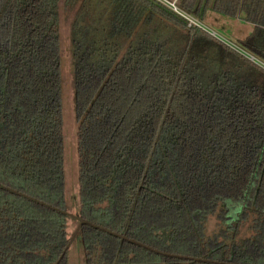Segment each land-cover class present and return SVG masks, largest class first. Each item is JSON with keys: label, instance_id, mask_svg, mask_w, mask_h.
<instances>
[{"label": "trees", "instance_id": "trees-1", "mask_svg": "<svg viewBox=\"0 0 264 264\" xmlns=\"http://www.w3.org/2000/svg\"><path fill=\"white\" fill-rule=\"evenodd\" d=\"M176 5L251 24L238 47L264 65V0ZM75 246L82 264H264V66L156 0H0V264Z\"/></svg>", "mask_w": 264, "mask_h": 264}, {"label": "rangeland", "instance_id": "rangeland-1", "mask_svg": "<svg viewBox=\"0 0 264 264\" xmlns=\"http://www.w3.org/2000/svg\"><path fill=\"white\" fill-rule=\"evenodd\" d=\"M172 10V9H170ZM175 13V12H174ZM185 21L186 19L183 18ZM196 24L209 32L212 36L224 42L230 47L239 50L242 54L253 58L257 63L264 66L251 55L244 53L238 47L240 39L248 35L251 25L248 23L236 22L234 19L222 17L216 13L207 15L203 22L195 20ZM62 78L64 81V103H65V132H66V176L67 193L69 198H75L78 194V166L76 156V122L73 107V81L72 62L70 54V33L68 23L62 27ZM82 254L78 247H73L69 256L68 264H82Z\"/></svg>", "mask_w": 264, "mask_h": 264}, {"label": "built area", "instance_id": "built-area-1", "mask_svg": "<svg viewBox=\"0 0 264 264\" xmlns=\"http://www.w3.org/2000/svg\"><path fill=\"white\" fill-rule=\"evenodd\" d=\"M156 1H158V2H160L161 4H163L164 6H166L167 8H169V9H172L171 11H173V12H175L177 15H179L181 18H185L186 19V21H187V23H188V26L189 27H192V26H194V25H196V26H198V27H200V28H202V26H199V25H197L195 22V19L194 18H192L191 16H189L188 14H186V13H184L183 11H181L178 7H177V5H176V3L174 2V3H170V2H168V1H166V0H156ZM233 48V47H232ZM233 49H235V48H233ZM236 51H238V52H240L239 50H237V49H235ZM241 50V49H240ZM243 51V50H242ZM241 53V52H240ZM252 61H254V62H256L255 60H253V58L251 59Z\"/></svg>", "mask_w": 264, "mask_h": 264}, {"label": "water", "instance_id": "water-1", "mask_svg": "<svg viewBox=\"0 0 264 264\" xmlns=\"http://www.w3.org/2000/svg\"><path fill=\"white\" fill-rule=\"evenodd\" d=\"M77 220L80 222V224H79L78 228L76 229V231L74 232V234H73V236H72V238H71V240H70V242H69V244H68V246H67V248H66V250L64 252V255L71 248V246L73 245L74 241L77 239V237L79 235V232H80L82 226L87 225V224H90L87 221L82 220V219H79V218H77ZM113 234L116 235V236H118V237L125 238L121 234H117V233H113ZM125 239H127V238H125ZM131 242L136 243L135 241H131ZM195 260L196 261H201V259H195Z\"/></svg>", "mask_w": 264, "mask_h": 264}, {"label": "crops", "instance_id": "crops-1", "mask_svg": "<svg viewBox=\"0 0 264 264\" xmlns=\"http://www.w3.org/2000/svg\"><path fill=\"white\" fill-rule=\"evenodd\" d=\"M166 1H168V2H170V3H177L178 2V0H166ZM208 14H210V13H208ZM207 14V15H208ZM207 15H206V17H207ZM206 17H205V19H206ZM236 22H241V23H246V22H243V21H241V20H236ZM251 25V24H250ZM253 30H254V28H253V26L251 25V29H249V32H248V35H246L244 38H242V39H240L239 41H243L244 39H246L252 32H253ZM240 48V47H239ZM241 49V48H240Z\"/></svg>", "mask_w": 264, "mask_h": 264}]
</instances>
